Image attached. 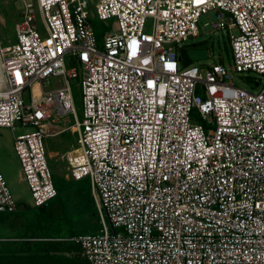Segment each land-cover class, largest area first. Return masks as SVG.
<instances>
[{"label":"built area","instance_id":"2783aa9c","mask_svg":"<svg viewBox=\"0 0 264 264\" xmlns=\"http://www.w3.org/2000/svg\"><path fill=\"white\" fill-rule=\"evenodd\" d=\"M9 1L21 10L14 42L0 39V129H31L13 150L35 208L57 196L44 139L76 137L63 179H88L102 223L70 239L81 258L264 264V0ZM209 13L257 91L221 63L182 67L178 49ZM18 207L0 173V213Z\"/></svg>","mask_w":264,"mask_h":264},{"label":"rangeland","instance_id":"374dc122","mask_svg":"<svg viewBox=\"0 0 264 264\" xmlns=\"http://www.w3.org/2000/svg\"><path fill=\"white\" fill-rule=\"evenodd\" d=\"M21 3L12 2L9 0H0V17L4 20V24L0 25V39H3L4 43H13L14 36V24L20 18ZM215 20V16L212 13L203 15L200 17L199 25V36L193 39H189L184 43V48L187 56L196 66H202L206 64L221 63L223 64L231 78L227 80L228 83L235 87L247 90L257 91L254 85L251 84L249 78L244 74H237L232 71V60L231 52L228 43V35L225 31H216L210 27V22ZM110 29L114 28L115 25L109 21ZM248 76H258L249 73ZM73 105L78 118L81 117V90L79 80L69 81ZM47 89L53 90L60 88L64 85L62 78H50L47 82ZM46 87V86H45ZM71 118V116H69ZM72 123V119H71ZM31 129L21 128L16 126L15 129H0V173L2 174L6 185L13 196L14 200L20 204V209L25 205L33 208V201L30 195V191L24 182H21V168L18 159L13 150V137L18 134L26 133ZM76 137L71 135L69 132H65L59 136L44 139V146L49 154L48 165L55 178L60 180L63 179L65 173V164L62 160L63 154L72 147H75ZM69 186V190L73 189L72 200L68 201L69 210L75 215L80 216L81 219L88 220L85 223H81L78 226V231L81 234H96L102 227V223L99 217V213L94 217H87L84 213L82 206L75 205V199L81 196L88 195V179H84L78 183H71L72 181H66ZM84 201V200H83ZM104 213V212H103ZM105 216V214H104ZM5 220L4 224H7L4 228L2 221ZM10 219H6L5 216L0 215V234L20 235L22 233V226L11 227L9 226ZM108 229L111 231L109 223L106 221ZM120 231V230H117Z\"/></svg>","mask_w":264,"mask_h":264},{"label":"trees","instance_id":"16d2710c","mask_svg":"<svg viewBox=\"0 0 264 264\" xmlns=\"http://www.w3.org/2000/svg\"><path fill=\"white\" fill-rule=\"evenodd\" d=\"M178 53L182 67L193 64L184 46L178 49ZM53 180L57 196L46 205L36 208L25 205L20 209L18 203L17 212L0 213L10 219L9 226L23 228L20 235L0 234V264H88L81 258L79 246L70 240L81 234L77 225L85 223L88 218L84 220L75 216L67 206L69 200L73 201L75 190H69L64 179L54 177ZM82 180L84 179L74 183ZM88 192L87 196L79 195L80 198L75 199V205L82 206L87 217H94L98 213L89 181ZM4 223L5 220L2 221L3 228L7 225ZM109 232L116 233L117 230L111 228Z\"/></svg>","mask_w":264,"mask_h":264},{"label":"crops","instance_id":"0c3cea01","mask_svg":"<svg viewBox=\"0 0 264 264\" xmlns=\"http://www.w3.org/2000/svg\"><path fill=\"white\" fill-rule=\"evenodd\" d=\"M66 181V180H65ZM69 182V181H68ZM70 256H72V255H70Z\"/></svg>","mask_w":264,"mask_h":264},{"label":"bare ground","instance_id":"6f19581e","mask_svg":"<svg viewBox=\"0 0 264 264\" xmlns=\"http://www.w3.org/2000/svg\"><path fill=\"white\" fill-rule=\"evenodd\" d=\"M2 20V19H1ZM36 90H37V88H36Z\"/></svg>","mask_w":264,"mask_h":264}]
</instances>
